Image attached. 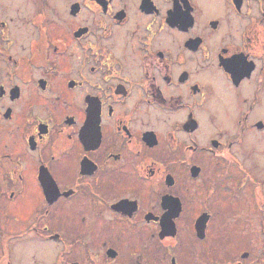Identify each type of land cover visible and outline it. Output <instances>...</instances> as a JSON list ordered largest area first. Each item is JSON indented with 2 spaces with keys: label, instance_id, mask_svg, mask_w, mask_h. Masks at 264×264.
Wrapping results in <instances>:
<instances>
[{
  "label": "flooded vegetation",
  "instance_id": "1",
  "mask_svg": "<svg viewBox=\"0 0 264 264\" xmlns=\"http://www.w3.org/2000/svg\"><path fill=\"white\" fill-rule=\"evenodd\" d=\"M25 245L264 264V0H0V264Z\"/></svg>",
  "mask_w": 264,
  "mask_h": 264
},
{
  "label": "rangeland",
  "instance_id": "2",
  "mask_svg": "<svg viewBox=\"0 0 264 264\" xmlns=\"http://www.w3.org/2000/svg\"><path fill=\"white\" fill-rule=\"evenodd\" d=\"M251 242H246V241H241V240H237V239H225L224 241V247H225V258L231 259V258H237L238 252L241 249L247 248V249H251L252 247ZM30 248L29 245H25V249L28 250ZM32 255L29 258V261L27 264H31L32 261L34 262H38L39 264H46V262L44 260L41 259V256L37 254H35L33 252V247L30 248V251H27L26 256Z\"/></svg>",
  "mask_w": 264,
  "mask_h": 264
},
{
  "label": "water",
  "instance_id": "3",
  "mask_svg": "<svg viewBox=\"0 0 264 264\" xmlns=\"http://www.w3.org/2000/svg\"><path fill=\"white\" fill-rule=\"evenodd\" d=\"M204 221H203V217L200 216L197 221H196V224H195V227H196V230H197V233H201L202 234V231H203V228H204Z\"/></svg>",
  "mask_w": 264,
  "mask_h": 264
}]
</instances>
